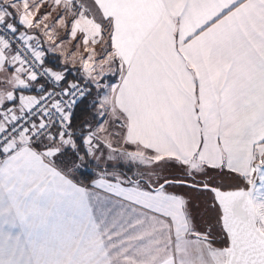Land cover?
I'll list each match as a JSON object with an SVG mask.
<instances>
[{
  "label": "snow or ice",
  "instance_id": "snow-or-ice-1",
  "mask_svg": "<svg viewBox=\"0 0 264 264\" xmlns=\"http://www.w3.org/2000/svg\"><path fill=\"white\" fill-rule=\"evenodd\" d=\"M72 3L79 8L76 0ZM17 4L25 5V14L32 10L25 0L6 5L0 0V35L8 32L22 39L20 33L28 31ZM54 10L44 0L33 22ZM63 15L57 12L56 20ZM58 59L45 50L35 68L20 74L24 83L12 86V98L0 103V200L31 208L46 199L52 208L43 219L29 211L15 235L0 231V264H41L34 234L49 221L53 228L65 222L73 225L80 241L97 247L114 241L100 253L106 259L96 264H217L214 250L235 246L227 226L231 198L264 203V138L254 142L255 154L249 152L243 171L232 159L201 168L153 158L155 152L145 157L127 141L123 147L114 142L120 126L118 120L108 119L104 81L115 84V76L101 75L96 83L70 80L72 68L61 66ZM19 67V62L7 65L9 73ZM57 71L61 74L52 75ZM7 83L0 79V88ZM27 94H36L30 108L21 104ZM85 115L90 118L83 119ZM13 138H18L13 147H6ZM21 147L35 150L41 165L44 158L51 161L49 175L59 179L50 180V188H25L32 184L25 172L36 170V165L8 168L23 159ZM27 197L31 205L25 203ZM201 198L203 214L197 207ZM208 212L214 217L206 219ZM235 231L242 233V225Z\"/></svg>",
  "mask_w": 264,
  "mask_h": 264
},
{
  "label": "crops",
  "instance_id": "crops-1",
  "mask_svg": "<svg viewBox=\"0 0 264 264\" xmlns=\"http://www.w3.org/2000/svg\"><path fill=\"white\" fill-rule=\"evenodd\" d=\"M54 1L63 11L74 10L63 41L77 40L79 13L87 35L104 44L103 57L112 61L107 67L117 73L115 84L105 89L108 111L119 121L123 142L185 166L203 168L232 159L234 167L244 170L249 152L255 154L254 142L264 138V0H76L78 9L72 0ZM11 2L4 0L5 5ZM19 8L17 4L16 10L33 26L31 16ZM22 34L29 40L34 36L40 51L56 55L63 65L54 40L46 41L31 27ZM17 62L0 42V79L8 81L0 88V103L12 98V86L24 83L20 74L26 70L20 63L8 72L7 65ZM34 100L35 94H27L21 104L29 107ZM18 152L23 159L8 168L37 166L25 172L32 180L25 188L39 191L59 179L49 175V159L41 165L35 150L21 147ZM23 199L31 205V197ZM254 206L257 215L264 211V203ZM29 211L43 219L52 211L51 202L44 199L25 208L0 200V231L20 232ZM34 236L41 264H96L106 259L100 253L114 242L97 247L80 241L67 222L53 228L49 221Z\"/></svg>",
  "mask_w": 264,
  "mask_h": 264
},
{
  "label": "rangeland",
  "instance_id": "rangeland-1",
  "mask_svg": "<svg viewBox=\"0 0 264 264\" xmlns=\"http://www.w3.org/2000/svg\"><path fill=\"white\" fill-rule=\"evenodd\" d=\"M9 0H5V3H7ZM25 3L32 4V10L31 12L25 14L23 12V6L24 4H19L20 12L23 13L25 16H31L33 19L36 15V10L40 7L42 3H44V0H25ZM49 5H54L55 10L51 13L50 17L44 18L41 17L39 19H36L33 26H29L32 29H36L39 32H42L43 34H40L41 38H45L46 41H50L51 43L54 42V46H57L59 49H61V54L63 55V65H66L67 67L72 68L73 74H78L82 79H88L91 83H96V79L101 76L105 75L108 77H111L115 74H117L115 71H112L110 67H107V64L111 63L112 61L108 57V59L105 61L103 54H104V44L103 43H95V38H90L87 35V32L82 27V25L79 23L80 19H82L77 14V40L70 43L63 41V35L67 33V29L65 30V26H69L68 22L71 20L72 16L74 15V10L69 9L68 11H63L62 7L57 5L55 1L48 0ZM63 11L64 15L60 20H56V14L59 11ZM27 18V17H26ZM83 20V19H82ZM72 21V20H71ZM84 21V20H83ZM47 25V27H45ZM25 37V36H24ZM30 39V38H29ZM27 37H25V41L34 49V51L39 55L40 58H43V53L40 51L39 47L34 44V36H31V39L29 40ZM98 39V38H97ZM57 43V44H56ZM107 56H110L109 54ZM107 68V69H106ZM66 71V69H65ZM106 75L105 73H109ZM57 74L60 75L61 73L57 71ZM112 82L109 81V79H106L104 81L105 89H107V85H110ZM95 95V93H94ZM104 96L106 98V110H108V91L105 90ZM112 113L109 112L108 119L110 122H115L114 115H111ZM90 116L86 115L85 119H89ZM120 132V131H119ZM111 135V134H109ZM118 146L123 147V141L121 140V136L119 135V138L114 141ZM135 148V147H134ZM135 151L144 155L145 157H148L145 153L141 152L140 150L135 148ZM183 165V164H181ZM191 166V165H190ZM193 195H195L193 193ZM203 198H201V201L197 202V207L201 209V213L203 214L205 205L202 204ZM258 215L259 218V226L264 231V211L259 212ZM209 212L206 215V219H210ZM217 249H219V245L216 246ZM215 251V259L217 261V264H224V251L223 250H214Z\"/></svg>",
  "mask_w": 264,
  "mask_h": 264
},
{
  "label": "water",
  "instance_id": "water-1",
  "mask_svg": "<svg viewBox=\"0 0 264 264\" xmlns=\"http://www.w3.org/2000/svg\"><path fill=\"white\" fill-rule=\"evenodd\" d=\"M227 206V226L235 246L223 250L224 264H264V231L259 226L254 203L245 197H233ZM209 215L211 219L215 213L209 212ZM238 224L242 225V233L235 231Z\"/></svg>",
  "mask_w": 264,
  "mask_h": 264
},
{
  "label": "built area",
  "instance_id": "built-area-1",
  "mask_svg": "<svg viewBox=\"0 0 264 264\" xmlns=\"http://www.w3.org/2000/svg\"><path fill=\"white\" fill-rule=\"evenodd\" d=\"M1 19V18H0ZM20 37H14L8 32H4L0 35V42L10 48L19 61V63L24 67L26 71H30L31 68H35L37 63L40 61L39 55L34 51V49L25 41V37L20 33ZM51 72V70H49ZM52 75H58L57 72L52 73ZM87 91V89H85ZM76 95H79V89L77 90ZM36 103V94L34 102L28 107L30 108L33 104ZM17 138H13V141H9L6 147H10L14 140Z\"/></svg>",
  "mask_w": 264,
  "mask_h": 264
},
{
  "label": "trees",
  "instance_id": "trees-1",
  "mask_svg": "<svg viewBox=\"0 0 264 264\" xmlns=\"http://www.w3.org/2000/svg\"><path fill=\"white\" fill-rule=\"evenodd\" d=\"M49 56H50L51 58H53V59H56V58H57V56H56V55H53V54H49ZM43 57H44V54H43ZM57 63L60 64L59 59L57 60ZM60 65H61V64H60ZM61 66H63V65H61ZM113 76H115V78H117V74H115V75H113ZM73 79H75V80H81L82 78H81L78 74H73V76L70 77V80H73ZM109 81H111V79H109ZM93 95H94V93H93ZM85 116H86V115H85ZM85 116L83 117V119H85ZM178 164H179V163H178ZM179 165H181V164H179ZM85 182H87V179L85 180Z\"/></svg>",
  "mask_w": 264,
  "mask_h": 264
}]
</instances>
